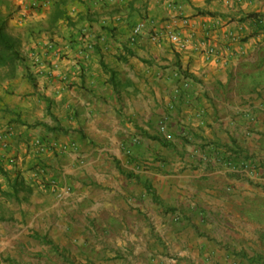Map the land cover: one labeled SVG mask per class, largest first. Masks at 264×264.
<instances>
[{"label": "crops", "instance_id": "crops-1", "mask_svg": "<svg viewBox=\"0 0 264 264\" xmlns=\"http://www.w3.org/2000/svg\"><path fill=\"white\" fill-rule=\"evenodd\" d=\"M0 23L23 210L0 264H264V0H0Z\"/></svg>", "mask_w": 264, "mask_h": 264}, {"label": "trees", "instance_id": "trees-1", "mask_svg": "<svg viewBox=\"0 0 264 264\" xmlns=\"http://www.w3.org/2000/svg\"><path fill=\"white\" fill-rule=\"evenodd\" d=\"M0 47V66L12 65L22 59L19 41L6 31L4 23H0Z\"/></svg>", "mask_w": 264, "mask_h": 264}, {"label": "rangeland", "instance_id": "rangeland-1", "mask_svg": "<svg viewBox=\"0 0 264 264\" xmlns=\"http://www.w3.org/2000/svg\"><path fill=\"white\" fill-rule=\"evenodd\" d=\"M21 183L22 182H19L17 180V184H21ZM11 205H13V201L9 200L7 196L0 194V217H4L6 215L19 216L20 212L22 213L23 210L19 208L18 205L14 206L13 208H11Z\"/></svg>", "mask_w": 264, "mask_h": 264}, {"label": "built area", "instance_id": "built-area-1", "mask_svg": "<svg viewBox=\"0 0 264 264\" xmlns=\"http://www.w3.org/2000/svg\"><path fill=\"white\" fill-rule=\"evenodd\" d=\"M142 30V27L141 26H138L135 30H134V34H139ZM170 39L173 41V42H179L180 41V36L177 34V33H172L170 35ZM161 129L164 133H166V124L164 123V121L161 123ZM169 138L170 137V134H167L166 135V138ZM225 165L229 168H231L232 170H238L239 169V165L236 164V163H233V162H227L225 163Z\"/></svg>", "mask_w": 264, "mask_h": 264}]
</instances>
